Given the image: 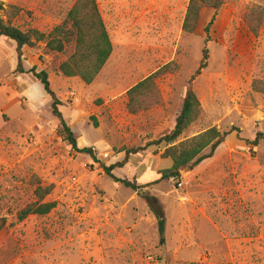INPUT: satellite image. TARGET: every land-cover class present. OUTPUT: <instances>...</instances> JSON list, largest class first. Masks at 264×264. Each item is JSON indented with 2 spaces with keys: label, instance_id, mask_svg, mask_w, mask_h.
I'll return each instance as SVG.
<instances>
[{
  "label": "rangeland",
  "instance_id": "1",
  "mask_svg": "<svg viewBox=\"0 0 264 264\" xmlns=\"http://www.w3.org/2000/svg\"><path fill=\"white\" fill-rule=\"evenodd\" d=\"M76 1L0 0V15L22 31L49 33ZM97 3L113 53L91 85L57 73L64 58L44 43L23 59L25 69L48 72L79 148H93L98 162L72 152L51 97L32 75L15 74L16 44L0 39V215L7 217L0 264H264V141L247 144L264 134V93L254 86L264 81V0L204 9L194 34L182 31L189 0ZM254 8L263 9L257 37L248 25ZM213 18L208 66L191 82ZM171 62L179 70L158 79L162 103L130 114L128 90ZM190 88L203 114L177 143L212 127L236 131L178 180L154 184L173 163L164 147L149 144L174 129ZM125 160L113 174L144 186L140 192L105 174L103 166ZM37 180L54 185L45 202L58 206L20 222L17 213L36 201ZM147 197L165 215L163 245Z\"/></svg>",
  "mask_w": 264,
  "mask_h": 264
},
{
  "label": "trees",
  "instance_id": "2",
  "mask_svg": "<svg viewBox=\"0 0 264 264\" xmlns=\"http://www.w3.org/2000/svg\"><path fill=\"white\" fill-rule=\"evenodd\" d=\"M223 5L224 0H189L182 31L186 34H194L199 26L203 10L209 8L218 13ZM1 11H5V7L0 3ZM16 15L17 13L13 14V16ZM262 15L263 9L254 8L248 18L249 30L256 37L259 35L262 26ZM214 19L205 28L206 39L203 57L191 82L208 66V44L211 41L210 31ZM1 38L10 39L16 44L18 62L15 74L17 76L32 75L42 85L46 94L51 97L52 114L59 122V133L70 145L72 152L87 155L93 161L98 162L93 148H79L75 134L60 111L59 107L62 105V101L52 90L48 72L45 70L39 71L37 68L25 69L23 59L28 50L34 48L38 43H44L46 53L60 55L64 58L56 68L57 73L67 78H79L84 84L91 85L104 69L113 53L112 40L97 0H77L67 12L64 20L49 33H44L37 29L22 31L10 23H5L0 15ZM178 70L179 65L176 62H171L129 89L127 92V111L132 115H137L158 107L163 100L158 86V79L168 73H176ZM254 86L258 92L264 93V81H256ZM202 114L201 102L196 92L190 88L185 96L182 110L176 120L174 129L158 141L149 144L164 147L163 157L169 158L173 163L171 168L160 173V178L155 180L154 184L172 179L178 180L183 170H191L203 161L212 158L216 151L225 143L227 137L236 131L235 129L231 132H222L217 127H212L186 141L177 143L185 131L201 119ZM261 141H264V134L258 133L256 138L252 141H247V144L255 148L259 146ZM207 150H209L208 153H206ZM126 160L109 167L103 166L105 174L126 188L140 192L144 186L118 179L113 174L115 169L122 168L125 165ZM36 184L37 188L34 192L36 201L17 213V218L20 222L25 221L30 216H47L58 206L56 201L45 202V199L53 193L54 185L43 186L39 180H37ZM147 201L157 219L160 243L163 245L165 244L166 233L165 215L162 210L152 207L148 197ZM6 225L7 217L0 215V232Z\"/></svg>",
  "mask_w": 264,
  "mask_h": 264
}]
</instances>
